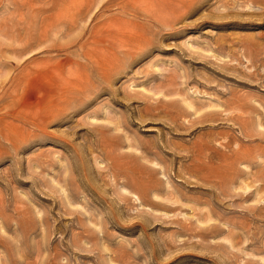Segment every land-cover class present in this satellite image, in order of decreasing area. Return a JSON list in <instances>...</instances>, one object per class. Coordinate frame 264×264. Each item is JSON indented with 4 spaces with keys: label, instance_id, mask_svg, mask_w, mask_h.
Segmentation results:
<instances>
[{
    "label": "rangeland",
    "instance_id": "obj_1",
    "mask_svg": "<svg viewBox=\"0 0 264 264\" xmlns=\"http://www.w3.org/2000/svg\"><path fill=\"white\" fill-rule=\"evenodd\" d=\"M0 264H264V0H0Z\"/></svg>",
    "mask_w": 264,
    "mask_h": 264
},
{
    "label": "bare ground",
    "instance_id": "obj_2",
    "mask_svg": "<svg viewBox=\"0 0 264 264\" xmlns=\"http://www.w3.org/2000/svg\"><path fill=\"white\" fill-rule=\"evenodd\" d=\"M192 107V106H191Z\"/></svg>",
    "mask_w": 264,
    "mask_h": 264
}]
</instances>
